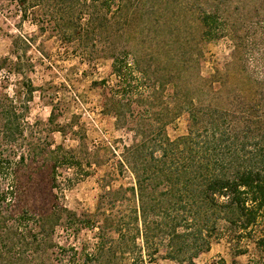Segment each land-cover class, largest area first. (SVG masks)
Returning a JSON list of instances; mask_svg holds the SVG:
<instances>
[{"label":"trees","instance_id":"trees-1","mask_svg":"<svg viewBox=\"0 0 264 264\" xmlns=\"http://www.w3.org/2000/svg\"><path fill=\"white\" fill-rule=\"evenodd\" d=\"M9 1L21 21L30 17L38 24L35 11L50 13L51 34L72 46L82 61H111L113 81L101 78L91 85L102 90V112L114 118L115 127L134 134L119 161L133 184L104 192L93 214L61 205L52 192L57 168L71 157L62 145L52 147L50 140L37 138L26 124L32 95L41 89L27 78L16 81L12 94L0 85V264H124L126 258L129 264L145 258L197 264L220 239L234 258L248 255L245 264H264V234H258L264 221V138L252 162L235 165L217 152L227 132L213 119L196 128V111L173 110L163 101L167 91L177 93L190 84L187 64L203 54L201 47L180 40L181 29L157 31L146 22L151 11L175 7L176 0L173 5L171 0ZM225 2L177 4L197 11L199 40L206 43L219 37ZM45 33L46 27L38 25V36ZM26 47L22 50L18 38L12 39L11 55L0 58V72L9 65L22 73ZM164 103L165 109H159ZM49 104L52 125L55 106ZM184 112L191 128L172 140L166 126ZM55 129L60 132L62 126ZM107 197L113 199L109 205L103 201ZM83 230L94 231V243L77 248L57 240L58 231L67 238ZM231 264L241 263L233 259Z\"/></svg>","mask_w":264,"mask_h":264},{"label":"rangeland","instance_id":"rangeland-1","mask_svg":"<svg viewBox=\"0 0 264 264\" xmlns=\"http://www.w3.org/2000/svg\"><path fill=\"white\" fill-rule=\"evenodd\" d=\"M178 2L165 11H151L152 16L146 22L151 29L157 26V31L181 29L180 40L201 47L203 54L187 64L190 84L177 93L167 91L163 101H169L173 110L189 107L196 111V128L213 119V124L227 132L225 141L217 145V152L235 160L238 166L252 162L264 138V0H226L225 11L220 14L219 37L206 43L199 40L197 11L184 9ZM170 3L173 5V0ZM16 9L9 0H0V58L11 55L15 38L22 50L27 44L26 56L21 62L22 73L17 74L9 65L1 70L0 85L5 93L12 94L16 81L27 78L36 89H41L33 93L29 103L28 130L41 140H50L52 147L62 145L71 157L66 165L57 168V189L52 193L69 210L93 214L104 192L133 184L128 169L122 170L119 161L134 134L115 127L114 118L102 112V90L91 85L101 78L113 81L109 74L111 61L105 58L92 64L82 61L73 55L72 46H66L51 34L50 13L35 11L34 17L39 20L36 24L30 17L21 21ZM38 25L46 27L45 34L38 36ZM35 35L33 42L30 39ZM10 59L15 60V56ZM49 103L55 106L56 121L52 125L47 121L51 113ZM162 107L164 110L166 103L158 104L159 109ZM190 124L184 112L167 124L166 133L175 140L187 134ZM57 125L62 126L60 132L55 129ZM110 200L113 199H103L107 203ZM30 204L26 203L27 207ZM258 234H264V221ZM93 235L94 231L83 230L66 238L65 233L58 231L57 240L79 248L84 243H94ZM219 259L226 264L233 259L245 264L249 256L234 258L226 240L220 239L196 263L210 264ZM128 262L126 258L124 264ZM139 264L177 263L161 258L150 262L145 258Z\"/></svg>","mask_w":264,"mask_h":264}]
</instances>
